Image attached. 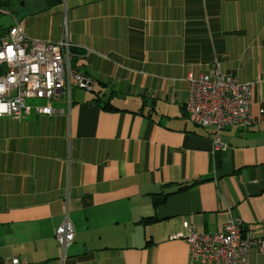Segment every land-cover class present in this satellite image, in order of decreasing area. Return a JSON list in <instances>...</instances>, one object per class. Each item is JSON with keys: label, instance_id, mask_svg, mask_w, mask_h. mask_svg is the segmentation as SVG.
Returning <instances> with one entry per match:
<instances>
[{"label": "crops", "instance_id": "0c3cea01", "mask_svg": "<svg viewBox=\"0 0 264 264\" xmlns=\"http://www.w3.org/2000/svg\"><path fill=\"white\" fill-rule=\"evenodd\" d=\"M1 10L6 29L68 41L94 84L65 93L52 117L0 118V264H190L169 237L237 217L264 239V0H0ZM214 62L254 86V124L224 129L216 152L213 130L185 107L189 75ZM66 219L64 252L55 232Z\"/></svg>", "mask_w": 264, "mask_h": 264}, {"label": "built area", "instance_id": "2783aa9c", "mask_svg": "<svg viewBox=\"0 0 264 264\" xmlns=\"http://www.w3.org/2000/svg\"><path fill=\"white\" fill-rule=\"evenodd\" d=\"M72 58L68 41L31 39L19 24L1 32L0 118L54 116L55 103H67L64 94L70 97L72 80L78 88L91 92L94 80L73 73ZM188 83L187 118L197 127L213 130V152L227 147L220 140L224 129L254 124L252 83L223 72L217 62L197 78L189 75ZM259 115L264 123V105ZM55 238L64 252L73 243L74 228L67 219L57 228ZM169 240L187 244L190 264H250L251 250H264V239L244 231L240 217L229 220L216 233L200 232L185 222ZM12 264L20 263L16 259Z\"/></svg>", "mask_w": 264, "mask_h": 264}, {"label": "trees", "instance_id": "16d2710c", "mask_svg": "<svg viewBox=\"0 0 264 264\" xmlns=\"http://www.w3.org/2000/svg\"><path fill=\"white\" fill-rule=\"evenodd\" d=\"M71 53H72V55H73V51L71 50ZM71 65H72V70H73V68H75V72H76V67H75V61H74V58H72V60H71ZM74 72V73H75ZM77 73V72H76ZM104 109H106V110H109V111H116V109L113 107V106H111V105H107V106H104ZM197 127V126H196ZM197 128H199V129H202V130H208V129H204V128H200V127H197ZM213 135H214V132H212V136H211V138L213 137ZM213 139V138H212ZM184 190V189H183ZM162 198V199H161ZM167 199V195H165V194H163V195H160V196H156L155 198H154V205H155V207H159L165 200ZM154 221V219L153 218H149V219H146L145 220V222H147V223H151V222H153Z\"/></svg>", "mask_w": 264, "mask_h": 264}, {"label": "rangeland", "instance_id": "374dc122", "mask_svg": "<svg viewBox=\"0 0 264 264\" xmlns=\"http://www.w3.org/2000/svg\"><path fill=\"white\" fill-rule=\"evenodd\" d=\"M0 33L3 32L7 27H9L11 24V18L8 17L6 14H4L5 11H0ZM75 71V68H73V73ZM76 86V82L72 80V87Z\"/></svg>", "mask_w": 264, "mask_h": 264}]
</instances>
